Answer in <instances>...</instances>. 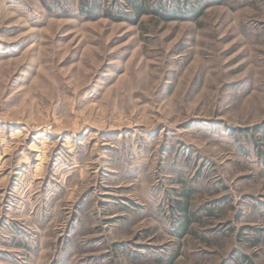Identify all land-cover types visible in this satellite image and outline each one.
Wrapping results in <instances>:
<instances>
[{
  "label": "rangeland",
  "instance_id": "374dc122",
  "mask_svg": "<svg viewBox=\"0 0 264 264\" xmlns=\"http://www.w3.org/2000/svg\"><path fill=\"white\" fill-rule=\"evenodd\" d=\"M84 1L0 0V264H264V0Z\"/></svg>",
  "mask_w": 264,
  "mask_h": 264
},
{
  "label": "trees",
  "instance_id": "16d2710c",
  "mask_svg": "<svg viewBox=\"0 0 264 264\" xmlns=\"http://www.w3.org/2000/svg\"><path fill=\"white\" fill-rule=\"evenodd\" d=\"M128 2L130 3V15L124 10H111L110 8L104 9L103 15L117 21L129 20L133 23L138 22L141 16L151 13L158 14L165 19L190 16L192 19L198 20L203 14L205 7L208 5L205 4V0H177V3L174 4L172 9H167L161 5L159 7H153L150 0H128ZM100 8L101 6L98 0H94L92 3L84 1L81 4V10L83 13L86 12L85 14H87V17H94ZM185 194L188 195V192H185ZM178 205L183 212V216L181 217L182 220H180V224H178L177 233L182 236L188 229L192 214L188 204L178 202ZM241 260L245 264H254L247 256H243Z\"/></svg>",
  "mask_w": 264,
  "mask_h": 264
}]
</instances>
